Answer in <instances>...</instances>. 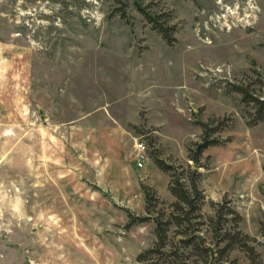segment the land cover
<instances>
[{"label":"rangeland","instance_id":"rangeland-1","mask_svg":"<svg viewBox=\"0 0 264 264\" xmlns=\"http://www.w3.org/2000/svg\"><path fill=\"white\" fill-rule=\"evenodd\" d=\"M231 85L264 96V0H0V264H146L156 225L129 214L148 215L146 190L171 212L154 159L195 169L199 123L220 140L198 169L202 214L237 211L226 228L250 247L215 264H264V122Z\"/></svg>","mask_w":264,"mask_h":264},{"label":"trees","instance_id":"trees-1","mask_svg":"<svg viewBox=\"0 0 264 264\" xmlns=\"http://www.w3.org/2000/svg\"><path fill=\"white\" fill-rule=\"evenodd\" d=\"M145 19L153 25L168 44H172L174 39L170 35L171 28H167L160 23L159 17L153 16L150 12L137 7ZM125 16V15H123ZM234 92L241 96L242 101L251 106L254 110V119L252 124L256 125L264 122V96L251 92L244 86L231 85ZM202 129L201 141L194 144L188 150V158L195 164V169L191 165L175 166L168 164L159 158L154 159L157 166L170 176L169 191L176 198V202L171 205V212L165 213L159 211L151 213L149 192L146 190L147 216L137 217L129 214V226L134 224L153 221L156 225V242L154 246L138 257L140 262L146 264H191L189 261L193 252L202 258L207 264H215L217 259L222 260L228 252L236 246L243 248L248 247L245 240L247 236L239 230L230 231L226 228L227 224L232 221H241V216L234 209H227L223 213L221 208L216 211L214 218H206L202 214L205 205V197L198 184L201 179L199 168L203 167L201 163L204 152L212 147L220 145V140L212 137L217 133L219 127H210L207 123H199ZM223 124L220 123L219 126ZM231 216L233 219L229 220ZM211 228L214 248L205 246V239L202 237L204 226ZM174 228V236H179L178 245L171 244L170 234ZM264 228H262V233ZM175 238V237H173ZM170 247V249H168ZM216 248V249H215ZM253 252V249H251ZM151 256V257H150Z\"/></svg>","mask_w":264,"mask_h":264},{"label":"built area","instance_id":"built-area-1","mask_svg":"<svg viewBox=\"0 0 264 264\" xmlns=\"http://www.w3.org/2000/svg\"><path fill=\"white\" fill-rule=\"evenodd\" d=\"M146 148H147V146L144 143H142L138 148L137 161H138V166L140 168H143L144 163L146 161V157H147L146 156V150H147Z\"/></svg>","mask_w":264,"mask_h":264}]
</instances>
